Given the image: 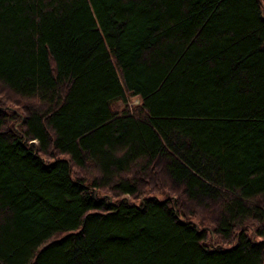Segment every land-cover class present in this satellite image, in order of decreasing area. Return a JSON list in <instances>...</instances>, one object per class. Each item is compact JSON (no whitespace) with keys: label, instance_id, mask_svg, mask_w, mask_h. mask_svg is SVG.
Segmentation results:
<instances>
[{"label":"trees","instance_id":"obj_1","mask_svg":"<svg viewBox=\"0 0 264 264\" xmlns=\"http://www.w3.org/2000/svg\"><path fill=\"white\" fill-rule=\"evenodd\" d=\"M0 101V264H264V0H0Z\"/></svg>","mask_w":264,"mask_h":264},{"label":"rangeland","instance_id":"obj_2","mask_svg":"<svg viewBox=\"0 0 264 264\" xmlns=\"http://www.w3.org/2000/svg\"><path fill=\"white\" fill-rule=\"evenodd\" d=\"M137 101V98L136 97H128V103H135ZM0 107L2 109H4L5 111H7L8 113L10 112H13V113H16L17 116L20 114V111L19 109L17 108V106L15 104H9L7 102H2L0 101ZM16 117H14L11 121H8V124L10 126H12V128H16L17 127V121L15 120ZM109 200V199H107ZM198 225V223H197ZM250 231V230H249Z\"/></svg>","mask_w":264,"mask_h":264}]
</instances>
